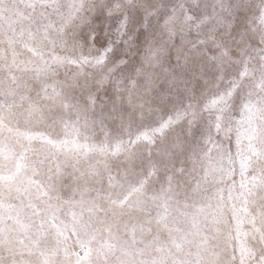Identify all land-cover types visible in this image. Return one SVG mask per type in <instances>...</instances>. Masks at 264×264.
<instances>
[{"label":"snow or ice","instance_id":"1","mask_svg":"<svg viewBox=\"0 0 264 264\" xmlns=\"http://www.w3.org/2000/svg\"><path fill=\"white\" fill-rule=\"evenodd\" d=\"M0 264H264V0H0Z\"/></svg>","mask_w":264,"mask_h":264}]
</instances>
